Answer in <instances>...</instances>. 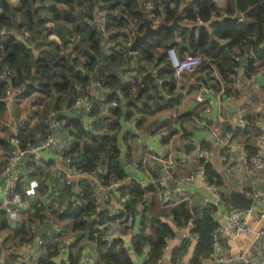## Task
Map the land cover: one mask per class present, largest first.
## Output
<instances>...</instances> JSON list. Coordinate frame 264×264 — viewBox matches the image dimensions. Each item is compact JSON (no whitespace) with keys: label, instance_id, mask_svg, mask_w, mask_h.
<instances>
[{"label":"trees","instance_id":"trees-1","mask_svg":"<svg viewBox=\"0 0 264 264\" xmlns=\"http://www.w3.org/2000/svg\"><path fill=\"white\" fill-rule=\"evenodd\" d=\"M101 1L107 5L109 40L114 44L109 55L102 50L101 35L93 22V0H19L16 6L10 5L7 0H0V39L2 38V42L0 41V72L10 70L12 73L10 83L0 81V98L5 97V91L10 85L16 92L15 98H29L38 94L45 100L44 103L48 99H54L52 104H44L42 111H38L41 121V127L38 130L28 132L18 130L20 144L22 147L27 144L35 146L41 144L51 133L48 124L45 123L46 115L49 111L55 110L57 118L64 123L62 128L73 137V142L65 154L72 157L76 169L88 172L101 163L102 159H108V174L101 179L103 184H108L111 180H122L126 177L122 159L118 156L117 133L121 110L119 108L110 109V118H105L104 121L100 115L101 106L94 101L91 114L95 118H100L101 123L104 121L102 128L105 132L91 133L83 126L82 115L77 110L75 116H69L66 113L69 109H73L76 98L89 90L91 81H97L102 87H108L111 91L121 87L122 96L118 97L115 93H110L109 102L122 101V104L125 102L127 104L128 101H132L131 106H134L133 103L139 99L156 100L157 86L150 75L140 81L132 79L126 83L122 78L118 80L113 75V70L122 61L131 58H135L139 66L144 63L162 62L164 51L171 47L177 50L180 58L197 53L203 54L209 64L216 65L225 83L229 82L232 70L239 65L232 60L233 47L239 49L242 58L248 57L249 52L253 51L255 59H248L245 66L247 72H253L264 63V49H259L264 42V0H225L222 7V15L225 17L216 21H211L210 18L211 13L216 11L213 0H189L186 4L184 0L164 2L162 4L163 22L169 24L179 15L181 28L174 33L165 32L150 38L135 55H130L123 48L122 43L126 40V35L120 33V29L128 25L129 20L136 19L139 31H144L145 16L141 9L142 0ZM45 4L54 6L52 11L57 15H60L61 11L56 6L68 7V10L63 12L66 14L64 21L72 24L77 34L74 33L64 38L61 36L63 39L60 41H53L51 39L52 28L47 27L48 22H43V19L38 17L40 14L38 15L37 9L44 8ZM181 4L184 5L182 11L179 12L178 8ZM172 5L175 8H172ZM16 13L25 15L26 22L18 24L15 19ZM237 14L242 17V22L236 18ZM198 18L206 26L197 25ZM54 20L57 21L58 18L55 17ZM187 23L192 26H187ZM26 31L30 36L22 40V35ZM16 32H22L21 38L17 37ZM81 34L87 40V48L82 55L77 51L78 43L80 39L82 40ZM219 41H224L226 44L222 46ZM254 61L258 62L256 67L253 66ZM27 62L31 67L28 73H26ZM127 64L129 65L128 62ZM79 68H81L80 71ZM126 71L129 70L126 69ZM159 77L170 80V83L165 86L171 91L173 86L171 69L168 67L161 69ZM201 81L208 82V76L202 78ZM213 86L218 88L217 84ZM146 105L144 104L143 111L139 108L135 110L147 113L150 108ZM9 149L8 143V151ZM198 163L201 164L199 161ZM31 166V177H38L42 180L45 175L39 163L32 162ZM205 171L210 183L219 186L220 179L210 165L205 166ZM46 181L47 176L41 181V186ZM55 192L57 197L53 198ZM55 192L46 193L43 200L37 199L33 212L27 215L23 225L17 231V227L11 229L7 215L0 210V231L9 230L14 237H20L22 241L30 237L29 241H31L35 235L29 225L36 220L41 224L47 217V210H51L52 217L70 222L73 232L81 234L95 245L103 264H133L131 255L121 246L122 240H113L110 248H107L106 239L111 235L109 229L100 227L96 229L99 224L104 225L114 219L109 217L105 209L99 214L100 223L91 221L94 211V206L91 204L77 209L68 206L66 211L60 214L58 208H53V204H66L71 195L64 182L60 185V189L55 188ZM120 192L128 197L125 213L132 215L135 213L134 205L145 195L144 202L147 205L145 213L142 214L141 229L132 239V249L135 255L143 256L145 253L148 255L149 259L145 264H156L162 249L169 240L175 237L176 230L184 229L190 220L194 224L191 233L195 238V247L189 263L203 264V261L211 256L212 233L218 226L213 219V214L216 212L215 207L203 205L195 208L191 206L192 198L190 197L164 198L161 192L154 189L146 191L135 182H129ZM150 192L154 193L149 196ZM85 216L87 222L83 221ZM172 223L176 230L172 227ZM60 237L61 235L44 238V249L47 253L35 264H56L54 259L57 256ZM190 244L191 242L183 240L172 252L171 262L173 264L181 262ZM1 250L2 244L0 254ZM69 258L71 264H77L78 260L70 256Z\"/></svg>","mask_w":264,"mask_h":264},{"label":"built area","instance_id":"built-area-1","mask_svg":"<svg viewBox=\"0 0 264 264\" xmlns=\"http://www.w3.org/2000/svg\"><path fill=\"white\" fill-rule=\"evenodd\" d=\"M169 1L170 0L141 1V9L145 16V20L147 19L149 21L152 30H156L164 23V10L162 4ZM188 1L189 0H184V3L186 4ZM93 2V22L96 24L97 30L101 35L102 50L105 54L109 55L112 52L114 44L109 40L107 5L101 0H93ZM224 2L225 0H213L216 11L211 13V21H216L217 19L225 17L222 15ZM237 19L239 22L243 21L241 16ZM137 25V20L133 19L132 21H128V25L120 29V33L126 35V40L122 43L123 48L126 49L130 55H135L137 53H132L130 49L135 38L144 32L139 31ZM197 25L206 26L199 18L197 19ZM29 36L27 31L24 32L22 40L29 38ZM58 43L60 44V42ZM219 43L222 46L226 44L224 41H219ZM259 49H264V42L259 46ZM232 52V60L239 63V65L232 70L230 80L226 83L223 82L216 65L209 64L203 54L197 53L180 58L177 50L173 47L164 51V59L162 62L157 61L155 64H140L139 67L144 69L140 80L150 75L157 86V99L153 100L154 102L161 103L165 101L173 103L177 111H182L185 108L186 102L191 99L202 106L195 116H192L190 119L183 117L179 119L178 116L174 118L176 121L179 119L177 121L178 133H176V136H174V134H165L162 137L167 143H171L172 139L176 137L184 145V148L185 146L193 145L195 148L189 154L177 158L169 151L160 156L152 154L149 150L147 151V147H145V151L141 153V158L137 163L131 160V158L129 159L126 167L129 169L136 168L143 170L144 174L148 177L147 181L138 183L132 175L126 173V177L122 180H111L108 184H103L101 179L108 174V159H102V162L98 163L95 168L89 172L76 169L73 165L72 157L65 154V151L73 142V137L70 136V139L67 141H61L58 140L54 134L55 130H60L64 126V123L57 118L55 110L49 111L46 115L45 123L48 124L51 133L46 136L41 144L36 146L27 144L25 147H22L19 142V131H13L8 140L10 149L0 169V180L6 179L8 182L0 201V210L5 212L9 223L17 227L18 223H20L19 215L23 198L35 196L36 189L39 187V183L35 181L28 184L23 182L22 168L24 161L28 159L31 162H41L43 155L47 153L51 154L50 162H48L49 168L55 171L58 178L62 179V182L69 188L71 195L68 203L63 205L54 203L53 208H58L59 213L63 214L68 206L77 209L91 204L94 206L91 221H95L96 223H100L99 214L105 209L109 217L114 219L108 221V223L104 225L99 224L96 226V229L98 227L102 229L108 228L111 235L106 239L107 248H110L113 240L120 239L122 240L121 246L131 257L133 255L135 256L132 249V239L141 229L140 223L142 214L145 213L147 204L144 202V195L143 198L138 200L134 205V215L125 213L128 197L127 195H122L120 190L127 186L129 182H135L141 189L146 191L153 189L157 190L161 192L164 198L170 196L187 197L191 187L203 186L210 192V197L204 199L203 205H211L217 209L221 203L222 195L219 191V187L210 183L205 171V166L210 165L212 149L217 151L225 175H231L239 171L252 175L264 170V114H262V107H254V115L252 117L245 114L246 109L252 102L254 91L260 89L261 81H264V63L253 72H247L245 66L248 59H255L253 51L249 52L248 57L243 58L240 56V51L237 47H233ZM257 65L258 62L254 61L253 66L256 67ZM146 67H149V70H146ZM167 67L172 71L173 86L171 91L165 86L170 83V80L159 77V71ZM206 68L209 70H205ZM206 73H208V75ZM194 74L199 75V77L195 79L197 84L191 85V89L194 88L191 94L189 91L181 88L180 82L184 75ZM11 76L12 73L10 70L1 71L0 81L10 83ZM205 76H208V82L201 81ZM125 77H123L124 82H128L129 76L127 78ZM95 82V86L103 95L108 96L110 93H115L118 97L122 96L121 87L111 91L108 87H102L99 82ZM30 83L32 84L33 82L31 81ZM215 84L218 85V88L213 86ZM224 86L228 89L227 95L224 94ZM15 95V90L9 85L5 91L4 99L6 101L12 100ZM94 101H96L94 91L89 88L85 94L76 98L73 108L82 115L85 129L88 132L99 134L102 133L99 128L105 121V118L103 117L102 111L100 114L101 118L104 120L102 123L100 118L98 119L92 116L91 111L94 108ZM223 101L229 105H234L230 117L228 118L233 130L232 132L226 131L223 133L220 128L221 114L219 113L218 106ZM128 103L131 104L132 101H128ZM144 104H142L140 108L138 107L141 111H143ZM148 107L153 109L151 106ZM38 110L41 111L42 107ZM195 125L203 127V129L207 131L210 138L209 145L203 146L199 143L196 135L193 133ZM123 147L120 148L118 144V156L123 158L124 153L126 160H128L125 147ZM194 160L201 162L195 170L191 171L186 176H174L176 169L185 167ZM171 183L175 185L174 188L170 187ZM253 197L255 199L264 197V192L254 193ZM50 211L51 210H47V217L43 219L42 225L50 227V233L47 238H54L61 235V227L51 216ZM243 214V210L234 208L228 214V225L226 227L217 226L212 233V254L208 258V262L203 264H226L227 262L231 264H264V249L260 245L254 246V250L257 252L254 258L247 257L244 253H239L235 258L225 260L220 253L221 235L232 237L240 233L247 235L254 233L243 221ZM83 221L87 222L86 216L83 218ZM193 229L194 224L193 221L190 220L184 228L185 231L179 233L181 234L179 244L183 240H187L195 245V238L191 233ZM176 231L179 232V230ZM255 235L258 240L264 239V231L256 232ZM44 237L45 236L37 238L32 249L20 253L16 257V264H35L39 259L41 251L45 250ZM60 238V242L57 246V256H65L67 250ZM171 254L172 251L169 250L167 244L162 249L161 256L156 264H173L171 262ZM141 257L142 259L138 264H145L149 259L146 253ZM64 264H71V262L68 259L65 260ZM181 264L190 263L186 261Z\"/></svg>","mask_w":264,"mask_h":264},{"label":"crops","instance_id":"crops-1","mask_svg":"<svg viewBox=\"0 0 264 264\" xmlns=\"http://www.w3.org/2000/svg\"><path fill=\"white\" fill-rule=\"evenodd\" d=\"M18 1L19 0H7V2L12 6H16L18 4ZM179 6L180 7L178 8V11L181 12L183 9V5L181 4ZM56 7L59 10H68V7L64 5H58ZM171 7L175 8L174 5H172ZM20 14L21 13H16L15 15L17 23L23 22L19 17ZM65 25V30L73 29L72 24ZM186 25L189 27L192 26L188 23ZM46 26L52 28L53 35L51 36V39H53V41H60L61 39H63L60 35L62 29L59 22H48ZM15 34L17 35V37L21 38L20 36L22 35V32H16ZM0 41L2 42V38L0 39ZM71 48H69V51H71ZM127 62L129 63V65L127 64ZM138 63L139 62H137L135 58L125 59L117 65L116 69L113 70V75L116 76L118 80H120L121 78L123 79V77L125 76V78H127L128 76L130 77H128L129 81H132V79L140 80L144 69H141ZM80 69L81 68H79V71ZM126 69L129 71L127 72ZM146 70H149V67H146ZM198 77L199 75L197 74L184 75L180 82L181 88L189 91L192 94L194 88L191 89V85L197 84L195 79H197ZM95 83L96 82L91 81L89 86L91 89H93L95 99L101 106L103 117H109V115L111 114L110 109L119 108L121 110V114L118 119L119 130L117 133V141L120 148H122L123 146L125 147V153H127L128 157V160H126L123 153V158H121L122 167L125 173H129L130 175H132L136 182L139 183L147 181L148 177L144 174L143 170H139L136 168L129 169L128 167H126V164L129 162L130 158L137 163V161L141 158V153L145 151V147H147V151L149 150L152 154H157L160 156L168 153L169 151H171L173 156L177 158L183 155H187L184 149V145L179 141L178 138L174 137L171 143H167L162 139V137L165 134H174V136H176V133H178L177 121L182 117L190 119L192 116H195V114L202 107L201 104H198L195 100L191 99L186 102L185 108L182 111H177L173 103L165 101L156 103L153 100L149 99H139L138 101H135L133 103L134 106H131L132 103L126 104V102L122 104V101L109 102L108 96L103 95L95 86ZM53 100L48 99L46 100V103H44L45 100L38 94H34L29 98L14 97L9 101H6L3 97L0 98V169L2 168L8 154V140L11 136V133L19 129L24 131L29 130V127L32 131L38 130L41 127V123L40 127H38L37 124H34L35 117H38V109H40L42 106L44 107V104H52ZM144 103L147 104V108H149L148 106H151L153 109L148 110L147 113L137 112L135 108H140ZM233 106L234 105H229L224 101L218 106L219 113L221 114L220 128L222 132L225 125H227L226 131H233L228 121ZM257 106L262 107V114H264L263 80L261 81L260 89L254 91L252 102L246 109L245 114L249 117H252L254 115L253 108ZM28 109H30V112H28ZM66 113L69 116H75L76 110L74 108L69 109ZM177 116L179 117V119L176 121L174 118H176ZM102 127L103 125L99 128V130L101 132H105V129ZM193 133L196 135V138L199 143H201V145H209L210 138L207 134V131H205L203 127L195 125ZM54 134L56 135L57 139L61 141H67L68 139H70L69 133L66 129L63 128L60 130H55ZM50 158L51 154L47 153L43 155V159L41 160V162H38L41 166V169H43L44 171V175L47 176V181L44 182L42 186L41 181L43 180V178H45V176L42 178V180H39L38 177H31L32 173L30 172L32 171V162L28 159L24 161V165L22 168L24 178L23 182H25V184H28L32 181H35L39 183V187L36 189L35 196L23 198V203L20 207L19 215L20 223H18L17 228L15 225L10 224L12 230L13 228H16V231L19 230V228L23 225L27 215L33 212L34 208H30L29 203H31L32 201L37 202V199L43 200L46 196V193H54L55 188L56 190L58 187L60 189V185L63 184L62 179L58 178L55 171L49 168L48 162H50ZM198 166V161L194 160L187 166L176 169L174 172V176H186L191 171L195 170ZM210 166L214 173H216V175H218L220 179V185L218 187L222 195L221 203L216 209V212L213 214V219L215 220L217 225L225 227L228 225V214L232 209L235 208L232 204V195L234 193H240L245 195L247 198L253 199L252 208L249 211L243 210V221L246 223V226L250 228L254 233L250 235L240 233L232 237L221 235L220 253L225 260L235 258L239 253H244L247 257L254 258L257 254V252L254 250L255 245H260L264 249V239L258 240L255 235L256 232L264 231V197L256 199L253 197L254 193L264 192V170H261L252 175L245 174L242 171L231 175H225L223 166L215 149L211 150ZM7 183L8 182L6 179L0 180V201L6 190ZM153 193L150 192L149 196ZM56 197L57 193L55 192L53 198ZM187 197L192 198L190 201L191 206L197 208L203 206L204 199L206 197H210V192L203 186L191 187L190 193ZM55 220L61 227L60 240L67 250L65 256L61 255L55 257L54 261L56 264H64L65 260H70L69 256L78 260L77 264H103L93 243H91L81 234L73 232L70 222L60 221L57 219ZM171 225L175 229L173 223ZM29 226L31 228V231L35 235L31 241H29L30 237H26L25 240L22 241L20 237H14L9 230L0 231V242L2 244V250L0 254L1 264H16V257L20 253L27 252L32 249L36 239L40 238L36 235L37 230H41L46 227V225H42V223L40 224L37 220L31 223ZM49 230H46V232L42 234L41 237H47L50 233ZM184 231V229H181L179 230V232L176 231V234L183 233ZM167 244L169 250L173 252L179 246V239H177L175 235V237L169 240ZM194 247L195 245L191 243L187 250V253L182 257V260L179 264L190 260L194 251ZM46 253L47 252L45 250H42L39 258L45 257ZM132 258L134 264H138L142 259L141 256L138 257L137 255H133ZM203 262H208V259ZM226 264L231 263L227 262Z\"/></svg>","mask_w":264,"mask_h":264},{"label":"water","instance_id":"water-1","mask_svg":"<svg viewBox=\"0 0 264 264\" xmlns=\"http://www.w3.org/2000/svg\"><path fill=\"white\" fill-rule=\"evenodd\" d=\"M237 18H240V14L236 15ZM179 15H177L173 21L169 24L167 23H162L156 30H152L150 28V24L149 21L146 19L145 20V30L141 35H138L135 40L132 43L131 49L130 51L132 53H136L138 50H140L148 41L150 38H154L162 33L165 32H171L174 33L177 29L181 28V24L179 23ZM224 94L227 95L228 94V89L226 86H224ZM28 112H30V109H28ZM264 113V110H263ZM227 129V125L224 126L223 128V133H225ZM194 146L190 145V146H185V152L187 154H189L191 151L194 150ZM171 188H174L175 185L173 183H171ZM233 198V206L235 208L241 209V210H245V211H249L252 208L253 205V199L251 198H247L245 195L240 194V193H234L232 195ZM50 227L46 226L41 230H37L36 235L38 237H41L42 234H44L46 232V230H49ZM177 239H181V234L177 233L176 234Z\"/></svg>","mask_w":264,"mask_h":264},{"label":"rangeland","instance_id":"rangeland-1","mask_svg":"<svg viewBox=\"0 0 264 264\" xmlns=\"http://www.w3.org/2000/svg\"><path fill=\"white\" fill-rule=\"evenodd\" d=\"M54 9V6H52L51 4H45V7L44 8H42V9H37L38 10V17L39 18H41V19H43V22H49V23H54V22H59V24H60V27H61V29H62V32H61V36L64 38V37H66V36H70L71 34H74V33H76L75 31H74V29L72 30H65L64 29V26H66L65 24H67L64 20H65V13H63V12H65L64 10H60L61 11V14L60 15H57V14H55L52 10ZM58 9V8H57ZM22 16V17H21ZM19 17H20V19H21V21H23L22 23H24V22H26V18H25V15H23V14H20L19 15ZM55 17H57L58 18V20L57 21H55L54 20V18ZM18 24H20V23H18ZM77 34V33H76ZM81 36H82V40L80 39V41H79V43H78V46H77V51H78V53H80L81 55L83 54V52L85 51V49L87 48L86 46H87V44H86V37L84 36L83 37V35L81 34ZM46 43H48V42H46ZM46 57H48V56H46ZM50 58H51V56H49ZM27 64V65H26ZM25 65H26V73H28V70L31 68L30 67V63L29 62H27ZM24 65V66H25ZM34 124L36 125H38V127H40V123H41V121H40V119H39V117H35V119H34ZM40 121V122H39ZM31 128L29 127V130H30ZM29 130H25L24 132H27V131H29ZM36 206V202L35 201H32L31 203H29V207L30 208H34Z\"/></svg>","mask_w":264,"mask_h":264}]
</instances>
